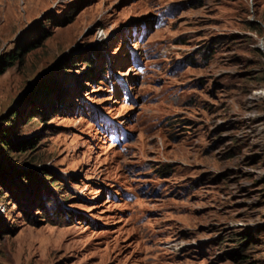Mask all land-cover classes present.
<instances>
[{
  "label": "rangeland",
  "instance_id": "obj_1",
  "mask_svg": "<svg viewBox=\"0 0 264 264\" xmlns=\"http://www.w3.org/2000/svg\"><path fill=\"white\" fill-rule=\"evenodd\" d=\"M2 133L0 264H264V0H0Z\"/></svg>",
  "mask_w": 264,
  "mask_h": 264
},
{
  "label": "trees",
  "instance_id": "obj_2",
  "mask_svg": "<svg viewBox=\"0 0 264 264\" xmlns=\"http://www.w3.org/2000/svg\"><path fill=\"white\" fill-rule=\"evenodd\" d=\"M10 63V62H9ZM5 68H3L2 70H4ZM102 73H104V69L102 70ZM102 73H101V75H102ZM100 75V76H101ZM103 76V75H102ZM1 145H3V146H9L10 145V140L8 139V135L7 134H5V133H2V138H1V143H0ZM5 171L6 170H4L3 169V165L0 163V178L1 177H3V175L2 174H4L5 173Z\"/></svg>",
  "mask_w": 264,
  "mask_h": 264
}]
</instances>
